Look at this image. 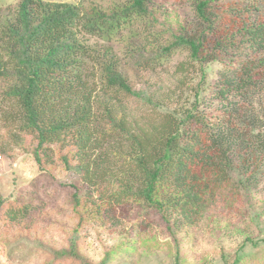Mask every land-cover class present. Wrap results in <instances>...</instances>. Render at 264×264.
I'll list each match as a JSON object with an SVG mask.
<instances>
[{
	"label": "trees",
	"instance_id": "1",
	"mask_svg": "<svg viewBox=\"0 0 264 264\" xmlns=\"http://www.w3.org/2000/svg\"><path fill=\"white\" fill-rule=\"evenodd\" d=\"M117 1L109 10L87 0L0 7V98L8 123L17 140L30 142L41 170L56 155L95 189L91 203L76 188L69 196L74 231L112 204L136 205L137 215H160L167 223L171 217L197 223L210 207L238 202L241 188L231 171L249 183L263 164L264 112L245 123L237 100L264 89V17L252 20L249 8L228 0H191L203 29L170 30L168 44L139 59L140 47L162 33L144 26L129 36L123 31L148 20L154 0ZM117 42L126 43L134 67H152L174 51L186 59L172 71V85L134 88ZM213 62L221 70L209 84L206 67ZM213 101L218 107L211 110L206 105ZM44 189L48 198L51 188ZM39 202L35 195L15 210L10 206L0 224L25 218ZM4 205L0 197V214ZM69 246L63 256L83 260L74 235ZM247 261L264 264V256Z\"/></svg>",
	"mask_w": 264,
	"mask_h": 264
},
{
	"label": "rangeland",
	"instance_id": "2",
	"mask_svg": "<svg viewBox=\"0 0 264 264\" xmlns=\"http://www.w3.org/2000/svg\"><path fill=\"white\" fill-rule=\"evenodd\" d=\"M20 1L0 0V7L15 6ZM43 1L77 4L80 0ZM87 1L107 10L118 4L117 0ZM229 1L249 8L252 20L264 17V0ZM150 10L148 20L123 31L124 36H129L132 31H143L144 26L146 31L162 33L158 40H151L153 43L143 48L139 43L145 42L130 39L141 48L139 55L135 54L139 59L168 44L170 30L190 35L203 29L191 0H154ZM114 48L134 88H143L146 83L172 85V71L177 63L186 59L184 51H174L152 67H134L128 58L134 55L127 56L126 43H114ZM220 70L218 62L207 65L209 84L216 82ZM196 82L198 78L194 79V85ZM255 96L248 101L237 100L241 107L239 116L245 123H249L246 118H261L264 112V89ZM129 105L134 107L131 101ZM6 106L1 97L0 197L5 205L0 219L3 214H10V206L15 210L35 195L41 197V202L25 218L8 225L0 224V264H232L236 258L247 261L252 256H264V159L249 183L231 171V178L241 188L238 202L233 206L210 207L197 223H187L180 217H171L167 223L160 215H137L136 205L112 204L104 209L102 218L92 217L74 231L77 220L72 216L69 196L76 188L91 203L97 199L95 189L58 163L56 155L52 164L41 170L32 157L30 142L26 138L17 140L12 133ZM206 106L212 110L218 104L213 101ZM260 123L264 124V120ZM45 187L51 188L48 198L44 194ZM73 235L75 253L83 260L63 256V252L70 250L69 240Z\"/></svg>",
	"mask_w": 264,
	"mask_h": 264
}]
</instances>
